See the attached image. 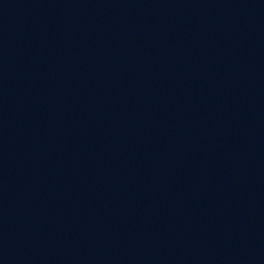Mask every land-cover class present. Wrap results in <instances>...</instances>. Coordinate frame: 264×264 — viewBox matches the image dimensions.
Segmentation results:
<instances>
[{"label": "water", "instance_id": "obj_1", "mask_svg": "<svg viewBox=\"0 0 264 264\" xmlns=\"http://www.w3.org/2000/svg\"><path fill=\"white\" fill-rule=\"evenodd\" d=\"M134 0H0V63L39 49Z\"/></svg>", "mask_w": 264, "mask_h": 264}]
</instances>
